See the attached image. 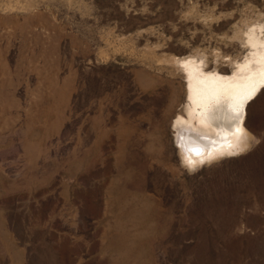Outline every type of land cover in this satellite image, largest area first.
Wrapping results in <instances>:
<instances>
[{
  "label": "rangeland",
  "instance_id": "374dc122",
  "mask_svg": "<svg viewBox=\"0 0 264 264\" xmlns=\"http://www.w3.org/2000/svg\"><path fill=\"white\" fill-rule=\"evenodd\" d=\"M251 34L264 0H0V264H264V82L234 150L176 141L180 61Z\"/></svg>",
  "mask_w": 264,
  "mask_h": 264
},
{
  "label": "bare ground",
  "instance_id": "6f19581e",
  "mask_svg": "<svg viewBox=\"0 0 264 264\" xmlns=\"http://www.w3.org/2000/svg\"><path fill=\"white\" fill-rule=\"evenodd\" d=\"M248 40L251 56L237 66L232 77L205 73L195 59L180 61L186 72L191 103L187 113L196 122L192 126L191 118L186 124L177 120L176 130L185 157L197 161L224 150H234L242 143L245 102L264 82V42L252 34Z\"/></svg>",
  "mask_w": 264,
  "mask_h": 264
},
{
  "label": "crops",
  "instance_id": "0c3cea01",
  "mask_svg": "<svg viewBox=\"0 0 264 264\" xmlns=\"http://www.w3.org/2000/svg\"><path fill=\"white\" fill-rule=\"evenodd\" d=\"M178 135L176 134V141H177V144H178V147H179V140H181L180 138H178Z\"/></svg>",
  "mask_w": 264,
  "mask_h": 264
}]
</instances>
